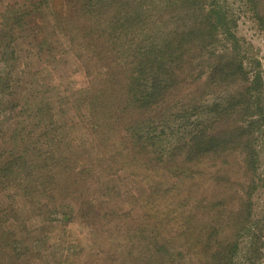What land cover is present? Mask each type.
<instances>
[{"label":"trees","instance_id":"obj_1","mask_svg":"<svg viewBox=\"0 0 264 264\" xmlns=\"http://www.w3.org/2000/svg\"><path fill=\"white\" fill-rule=\"evenodd\" d=\"M246 13L264 25V0H81L78 5L73 0H24L0 11V59L6 65L22 60L12 46L26 31L39 55L80 50L72 36L66 48L53 38H62L60 32L69 31L71 21L84 19L120 45L129 72L120 90L115 72L99 71L107 55L100 52L98 38L88 43L98 60L83 57V68L100 88L92 84L94 90L73 91L55 104L47 100L44 85L20 86L16 78L31 76L22 73V65L1 70L0 264H45L39 248L56 232L57 210L74 200L76 206L95 208L99 200L79 187L87 182L98 190L95 179L100 183L113 168L124 174L136 166L141 176L149 174L144 188L135 184L139 201L148 210L157 208L158 215L149 219L141 212L127 224L122 257L127 264H262L264 216H256L253 197L260 186L256 179L263 181L256 144L264 139V76L238 33ZM225 85L227 92L217 94ZM182 88H193L192 100L167 113L164 107ZM208 96L218 103L204 105ZM37 99L44 102L34 107ZM66 107L78 113L70 128ZM89 119L97 123L94 128ZM238 121L247 125H235ZM120 130L140 150L122 152ZM154 131L161 132L159 151ZM141 153L162 171L169 168L168 177L161 176L159 167L149 173L146 164L141 166ZM235 155L243 164L237 180L228 162ZM73 174L81 178L79 187ZM113 174L103 178V199L114 201L120 192L110 185L122 178ZM74 210L68 206V215ZM228 210V218L216 222ZM205 211L214 222L201 216ZM226 225L233 230L226 231ZM139 247L143 252L135 254Z\"/></svg>","mask_w":264,"mask_h":264},{"label":"rangeland","instance_id":"obj_2","mask_svg":"<svg viewBox=\"0 0 264 264\" xmlns=\"http://www.w3.org/2000/svg\"><path fill=\"white\" fill-rule=\"evenodd\" d=\"M23 1L24 0H0V11L9 4L15 5L16 3H21ZM73 2L78 5L81 0H73ZM251 16L252 15L250 13H246V18L240 21V29L238 30V33L242 40H244V42L242 43L248 53L247 55L250 58H256L259 60L260 70L262 71V74L264 76V25L260 26L259 23L254 22L251 19ZM90 25L84 19H82L81 21L73 20L68 26L69 31L60 32L62 38H53L57 42L60 41L58 42L59 44L63 43L64 48H66L69 47L68 39H70V37L72 36L71 39L73 38V40L76 41L80 50H70L67 52V54H65V50L61 51L62 49H59L54 55L49 53H43L42 55H39L40 52L36 48V45H31V40L28 37L29 35H26L29 31H26V33H21V35H18L14 38L15 42L12 48L14 51H17L20 56H22V60H20L18 63L8 61L7 63L10 64L8 67V64L6 65V62H3L1 58L0 72L5 68L8 71L11 68L22 65V73L26 72V74H28V72H30L31 76L29 79L28 76H23L21 80L16 78L18 81H20V83L22 82L20 86L23 85L25 89H28L31 87L32 82L44 85L47 90V93L45 95L47 100L50 103L55 104L58 102V100L61 99L60 96H68L73 91L77 92L80 89H84L88 86L92 90L96 88V86H93L92 84L97 85L98 82H96V80H94L93 78L87 77L85 75V70L83 67L86 66L84 65L85 63L83 57L85 59H89L90 61H94V59L98 60L96 54L90 51L93 47L88 45V43H91L92 45L93 40L98 38L100 40L98 42L101 48L100 52L107 55V59L102 64L99 63V71L106 72L107 74L109 72L111 74L112 71L115 72V80H117V82L119 83V89L122 90L127 85V81L129 80V72L126 63H124L123 61V51L121 50L118 43H116L117 45L112 43V38H109L108 36L102 34L100 31ZM48 32H52V30H49ZM86 44L87 47L85 46ZM192 54L193 53H190V58ZM184 68L188 70H194L190 69L189 64H185ZM191 72L192 71L188 72L189 76L191 75ZM226 86L227 85L219 87L216 91L217 94L224 95L228 90ZM97 87L100 88V84L97 85ZM192 90L193 88L189 90L184 88L180 89L177 93L172 95L169 103L164 107V110L169 113L170 111L168 110L172 109L173 107L181 106L182 102H188L192 100V95L190 94ZM24 92L25 91H22L21 94H23ZM10 98V96H7L5 100L9 101ZM205 100L204 105L209 104L213 106L212 104L214 102L218 103L216 98L209 96ZM36 101V103H32L35 105L34 107H36V104L41 105L40 103L44 102L40 99H37ZM16 102L18 103V101ZM23 103L24 100L22 99L21 104ZM1 104L0 124H2V120H4V110L3 107H1ZM64 113L65 119L67 120V123H64L67 124V128H70L74 125V123L77 122L78 113L74 111L69 112L67 107ZM88 123L92 124V128L97 125V123H95L91 119H89ZM235 125H247V123L238 121ZM118 134V139H122L124 142L125 149H123L122 152H124L126 155L130 153V150H140L139 148L131 146V137H129L124 130H120ZM160 134V131L153 132V144L157 145V151L160 150L159 147L163 146L161 144L162 141ZM168 142L169 144H171V141ZM176 144L177 143H173L171 145ZM256 145L261 161V167L259 169L260 171L258 177L263 179V181H257L256 179V183H259L260 186L255 197L253 198L255 202L254 209L256 216L262 213V217L264 216V139H261L259 137ZM150 150L152 151V149ZM97 152L98 151H95L94 155H96ZM138 157L140 158L139 164H141V166L142 164H146L147 167L145 168L147 169H151L152 167H159L158 165H156V163H154L153 159H147L145 153H141L140 155H138ZM240 158L241 157L239 155H235L228 159L229 167H231V170L233 171L232 174L235 180L241 178V169L243 164ZM137 168L138 167L136 166L134 168H131L130 170L127 169V172L124 174L118 173V168H113L114 173L122 178V180L118 181L116 184L112 183L110 185L112 188L118 186V189L114 191L118 195L120 192V196L116 198L114 197V201L111 198L103 199L104 194L106 193L105 189L107 186V181H103V178L105 176L109 177L114 175L113 171L109 174H105L100 183H98L96 179L94 180L93 183H95V186L97 185L99 187L98 190H95V187L92 188L90 186V183L87 184V182L79 187V182L81 180L80 176L78 177L75 174L71 175L75 180H77L79 190H83L85 195L91 197L93 196V198H96L99 201L95 208H91L85 206L81 207L80 204L76 206V200L69 203L66 200L58 198L59 201H66V208L58 209L57 213H55V215L53 216L56 226L55 234L52 235L49 240H45L40 244V246L43 245L39 248V251L41 252L40 254L44 256L45 264H127V262L124 261L125 258H122L125 255L123 254V248L125 245L124 241L126 240L125 236L127 232V224L130 222H136L134 218H132L136 214L142 212V217L146 215L150 219V214L153 216L157 214L156 211H158L157 208L155 210H148L144 208V203H142V201H139L138 197L141 195L136 190L137 188L135 187V184L136 182H139L140 188H144V185L147 182L145 179L148 178L149 174L147 175L146 173H144V169L142 168L143 173L145 174V176L143 177L141 176V170ZM152 170L153 169H151V172L149 173H152ZM157 170L160 171L162 177H168L170 172L169 168L162 171L159 167L157 168ZM134 174H138L140 175V177H137ZM203 181H207V178ZM200 183H197V186ZM205 186H207V184ZM124 187H128V189L127 191L123 192L122 188ZM75 190H78V188H76ZM132 194H135L139 202H136L134 200V198L131 196ZM131 199H133L134 202ZM108 202L112 203L109 204ZM105 203H108L109 205ZM71 205H73V208L75 207L76 209H78L73 211L74 214L72 216L68 215V206ZM163 206L165 209V203L163 204ZM79 209L81 210V214L78 213ZM226 212L227 213H220V215H223V217L218 218L216 222H218L219 220L221 221L222 218H228L227 215H229V210ZM107 213L111 216L107 221H102L103 216ZM117 214L119 215L114 216ZM69 216L71 218H69ZM201 216H205L208 218V220L211 219V222H214L213 216H208L207 211L201 213ZM68 219L70 221L65 222ZM154 219L155 218L153 217L152 220ZM226 227V231L233 230V227H230V225H226ZM132 234L135 235L134 232ZM245 243L246 242H243V244H241L243 248H247V245ZM140 251L143 252L139 247V249L135 251V254L141 253ZM262 257L263 260L261 263L264 264V248L262 251Z\"/></svg>","mask_w":264,"mask_h":264}]
</instances>
